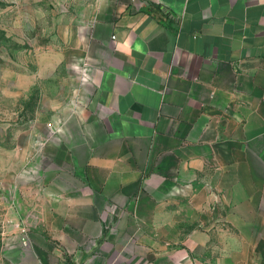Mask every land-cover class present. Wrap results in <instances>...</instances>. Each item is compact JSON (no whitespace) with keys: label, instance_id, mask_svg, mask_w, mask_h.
<instances>
[{"label":"crops","instance_id":"crops-1","mask_svg":"<svg viewBox=\"0 0 264 264\" xmlns=\"http://www.w3.org/2000/svg\"><path fill=\"white\" fill-rule=\"evenodd\" d=\"M0 212L25 264H264V0H0Z\"/></svg>","mask_w":264,"mask_h":264},{"label":"rangeland","instance_id":"rangeland-1","mask_svg":"<svg viewBox=\"0 0 264 264\" xmlns=\"http://www.w3.org/2000/svg\"><path fill=\"white\" fill-rule=\"evenodd\" d=\"M42 13L45 14L46 12L43 11ZM37 34L40 44H46L45 21L39 22ZM17 223L12 218L4 217L3 213L0 212V264H25L34 257L30 244L24 245L22 243L24 233L17 226Z\"/></svg>","mask_w":264,"mask_h":264},{"label":"built area","instance_id":"built-area-1","mask_svg":"<svg viewBox=\"0 0 264 264\" xmlns=\"http://www.w3.org/2000/svg\"><path fill=\"white\" fill-rule=\"evenodd\" d=\"M24 233V236L22 237V243L24 245H29L30 244V238H29V234L26 232V230L21 229Z\"/></svg>","mask_w":264,"mask_h":264}]
</instances>
